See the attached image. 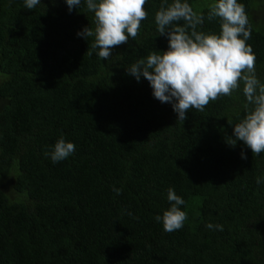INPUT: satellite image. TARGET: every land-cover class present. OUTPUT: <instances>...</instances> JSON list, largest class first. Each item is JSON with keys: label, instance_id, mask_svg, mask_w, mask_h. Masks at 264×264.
<instances>
[{"label": "trees", "instance_id": "obj_1", "mask_svg": "<svg viewBox=\"0 0 264 264\" xmlns=\"http://www.w3.org/2000/svg\"><path fill=\"white\" fill-rule=\"evenodd\" d=\"M162 2L147 0L136 38L104 61L77 35L96 27L83 0L71 12L66 0H0V264H264V153L226 142L253 107L243 82L182 123L126 71L168 49ZM186 2L205 16L198 31L220 34L207 19L216 0ZM237 2L264 84V0ZM61 136L76 149L53 163ZM170 187L187 214L171 233L155 220Z\"/></svg>", "mask_w": 264, "mask_h": 264}, {"label": "clouds", "instance_id": "obj_2", "mask_svg": "<svg viewBox=\"0 0 264 264\" xmlns=\"http://www.w3.org/2000/svg\"><path fill=\"white\" fill-rule=\"evenodd\" d=\"M83 2L87 10L94 13L96 27L94 30L85 27L77 35L86 40L94 37L87 54L99 49L97 55L104 61L112 56L115 46L126 44L130 38L134 40L141 21L148 17L144 7L147 0ZM40 3L41 0H25V7L32 10ZM81 3L82 0H66L69 12ZM216 18L220 20L219 35L198 31V26L204 23L203 14L195 12L186 0H174L171 4L164 0L155 14V24L160 36L167 37L168 49L150 52L126 71L138 82L143 76L152 87L154 98L171 104L182 123L190 109L204 111L210 101L230 96L242 81L246 107H253L233 126V136L226 142L235 147L237 141H242L252 154L259 155L264 153V84L256 76V56L246 43L251 38L249 18L245 6L237 0H216L209 5L207 19ZM75 149V144L61 136L45 156L50 155L52 162L58 163L74 154ZM241 158L247 159L243 151ZM256 183L261 184V178H257ZM113 191L119 195L121 190L113 187ZM167 200L170 208L155 220L162 222L164 230L171 233L184 226L187 214L180 207L185 205V200L171 187L167 190ZM206 227L223 231L219 224L209 223Z\"/></svg>", "mask_w": 264, "mask_h": 264}, {"label": "rangeland", "instance_id": "obj_3", "mask_svg": "<svg viewBox=\"0 0 264 264\" xmlns=\"http://www.w3.org/2000/svg\"><path fill=\"white\" fill-rule=\"evenodd\" d=\"M7 192H10V189H7Z\"/></svg>", "mask_w": 264, "mask_h": 264}]
</instances>
